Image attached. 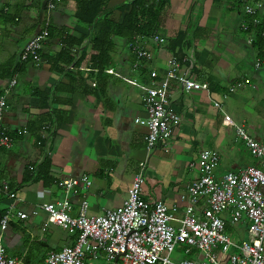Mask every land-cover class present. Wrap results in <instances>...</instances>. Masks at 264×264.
<instances>
[{"label":"crops","instance_id":"0c3cea01","mask_svg":"<svg viewBox=\"0 0 264 264\" xmlns=\"http://www.w3.org/2000/svg\"><path fill=\"white\" fill-rule=\"evenodd\" d=\"M78 1L60 0L49 9L44 0H0V93L16 80L3 122L15 140L0 153V183L9 185V192L0 195V214L12 211L3 243L25 264H45L51 252L77 241L78 233L47 224L40 208L65 198L64 179L87 176L91 181L71 194L72 215L83 200L89 214L98 215L122 207L145 162L143 198L176 206L182 216L190 202L188 187L201 176L202 151L218 152L217 177L247 166L262 168L236 128L264 145V68L256 67L264 65V0H169L156 31L166 43L134 38L152 55L141 61L131 43L114 37L103 72L92 60L96 27L78 18ZM127 2L132 0H111L108 6ZM112 17L119 23L123 19L119 13ZM45 28L50 36L41 62H22L25 45ZM174 57L178 76L208 89L183 88L177 78H169ZM152 72L157 83L168 81V105L181 123L167 147L148 155V129L138 119L147 116L144 95ZM204 206L201 201L198 209ZM17 212L28 217L20 219ZM226 225L234 240H249L246 225L232 226L228 219ZM178 253V260L204 259L195 250Z\"/></svg>","mask_w":264,"mask_h":264},{"label":"built area","instance_id":"2783aa9c","mask_svg":"<svg viewBox=\"0 0 264 264\" xmlns=\"http://www.w3.org/2000/svg\"><path fill=\"white\" fill-rule=\"evenodd\" d=\"M44 1L49 9H54L60 0ZM247 12L254 13L252 8H247ZM48 37L47 28L40 31L25 45L21 61L40 63V51ZM152 39L160 44L166 43L158 34ZM130 46L138 60L151 58V53L138 44L131 43ZM139 65L137 63L135 67ZM256 67L264 68V65L257 63ZM178 68L179 61L174 57L168 77L177 78L183 88L208 89L207 84L198 83L187 75L178 76ZM150 76L152 81L144 95L147 116L138 119V123L148 129V155L158 146L167 147L181 123L180 116L168 105V81L157 83L155 72ZM15 85L13 79L0 93V153L15 140L3 127L7 94ZM236 133L251 154L260 160L262 168L247 166L239 172L217 177L218 152L202 151L197 160L201 176L188 187L190 202L182 216H177L176 206L164 202L150 204L143 198L145 162L140 164L122 207L98 215L89 214L86 200L81 202L78 213L72 215L71 194L81 185L88 187L91 181L87 176L64 179L60 186L65 191V198L42 204L40 208L47 214V224L76 232L78 237L74 245L51 252L45 264H264V145L252 139L241 127L236 128ZM8 192L9 185L0 183V195ZM201 201L205 206L199 210ZM16 215L20 219L28 217L22 212ZM11 217L9 209L0 221V264H25L10 256L3 243V232ZM227 219L232 226L246 225L249 240L237 241L229 236ZM179 246L184 248L185 254L195 250L203 254L204 259L174 260L172 256Z\"/></svg>","mask_w":264,"mask_h":264},{"label":"trees","instance_id":"16d2710c","mask_svg":"<svg viewBox=\"0 0 264 264\" xmlns=\"http://www.w3.org/2000/svg\"><path fill=\"white\" fill-rule=\"evenodd\" d=\"M110 1H78V18L87 25L94 24L97 30L92 40L94 49L92 60L93 66L100 72L109 65L114 37L125 39L128 43H133L137 37H152L156 34L160 13L169 3V0H132L109 8ZM114 13L123 15L121 23L112 17ZM182 37L184 35H180V40ZM65 44L69 45V41L66 40ZM172 47L174 48V45ZM4 214V212L0 214V221Z\"/></svg>","mask_w":264,"mask_h":264},{"label":"rangeland","instance_id":"374dc122","mask_svg":"<svg viewBox=\"0 0 264 264\" xmlns=\"http://www.w3.org/2000/svg\"><path fill=\"white\" fill-rule=\"evenodd\" d=\"M227 233H228V235L231 236L232 238H235V237H233V235H232L230 232L227 231ZM238 240H242V238L239 237ZM183 251H184V248H183L182 246H179V247L176 249V253L172 256V258H173L174 260H178V259H179V258L177 257V255L179 254L178 252H183ZM184 257H186V256L182 255V258H184ZM88 262H89V260H88Z\"/></svg>","mask_w":264,"mask_h":264}]
</instances>
